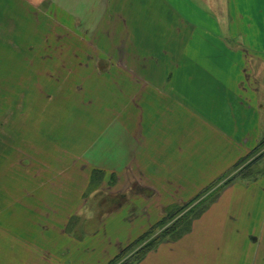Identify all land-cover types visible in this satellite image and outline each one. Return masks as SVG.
Here are the masks:
<instances>
[{
  "label": "rangeland",
  "instance_id": "obj_1",
  "mask_svg": "<svg viewBox=\"0 0 264 264\" xmlns=\"http://www.w3.org/2000/svg\"><path fill=\"white\" fill-rule=\"evenodd\" d=\"M174 1L183 6L185 21L198 27L197 38L231 39L229 46L240 56L219 58L218 66L231 67L232 76L237 73L243 84L255 83L257 95L264 97V68L255 74L256 66L264 65V55L244 49L247 57L242 59L240 51L248 39L264 36L263 19L252 26L247 0ZM22 2L0 0V252L9 244L3 261L127 263L146 244L153 243L155 250L165 238L173 242L184 236L212 204L227 212L249 210L246 194H264L261 188L243 192L239 185L230 187L245 179L264 183L263 121L251 126L248 142L225 138L214 132L212 123L204 124L208 113L201 108V125L193 129L185 123L190 136L184 145L176 144L178 127L168 124L174 137L168 140V152L183 149L185 167L191 169L177 170L176 165L164 175L149 171L145 158L152 156L144 153L162 151L160 139L151 138L161 131L156 120L165 109L150 97V77L139 69L155 66L149 51L138 55L131 38L79 33L61 12L60 18L53 16L48 0L44 5L50 11L36 8L38 0ZM252 56L259 60L248 59ZM171 114L175 118L177 110ZM123 134L130 142L128 161ZM138 140L143 146L131 151ZM140 151L142 156L136 153ZM114 159L120 163L118 170L112 169ZM225 193L233 198L223 201ZM221 219L224 225L230 221ZM221 232L212 223L209 230L200 226L195 250L176 245L177 253L193 256L191 264H207L212 248L220 246L216 264L243 263L237 252L234 260H225L224 247L229 258L230 244ZM177 253L161 250L149 264H177ZM146 255L135 264H144Z\"/></svg>",
  "mask_w": 264,
  "mask_h": 264
},
{
  "label": "crops",
  "instance_id": "obj_2",
  "mask_svg": "<svg viewBox=\"0 0 264 264\" xmlns=\"http://www.w3.org/2000/svg\"><path fill=\"white\" fill-rule=\"evenodd\" d=\"M23 1L22 3L25 4L31 0ZM46 1L38 0L35 7L50 11V8L44 5ZM48 1L50 2L48 4L49 7L55 11L53 12L52 10L53 16L60 18L57 12H61L64 14L65 20L67 19L71 23V25H68L71 27L75 26V28L77 26L80 30L79 33H84L88 37L91 36L90 38H98L100 36L105 38H131V42L135 44L134 49L141 52L138 55H146V52L149 51V57L152 59L151 63L155 66H149V68L139 67V69L143 68L146 70V72L142 73L150 77L151 82L148 83V86L153 89L150 90V97L153 101H156V98L159 99L161 102L159 105L165 108L161 113V118L156 120L160 124L159 129L161 131L155 132L151 138L152 142L160 139L162 151H155L153 154L144 153V156H152L145 158V168L149 171L159 170L161 175H164L173 170L176 165L178 166H176L177 170L185 171L191 169L188 166L185 167L187 160H185V154L182 156L183 149L177 148L172 153L168 152V140L172 141L174 138L169 135L171 132L168 124L178 127L175 132L176 144L184 145L186 138L190 136L185 134V123H187V126L192 123L193 129L196 128L197 123L201 125V108H207L204 112L208 113L204 124L209 125V123H212L211 127L215 129L214 132L219 131L225 138L239 137L248 142L250 138L248 133L251 132V126L253 127L254 123L259 126V123L264 122V112H262L264 97L257 95L259 89H257L255 83L243 84L236 73V69L234 70L236 75L232 76L231 67L218 66L219 58L228 60L240 56L239 52L234 50V45L232 47L229 46L232 45L231 39L197 38L198 27L194 23L185 21V16L180 13L183 10V6L178 2L174 0ZM3 3L5 4V2ZM247 5L250 10L252 26L256 23L259 25L261 19L264 21V0H247ZM42 6L45 8H42ZM1 9L8 10L7 7H2ZM168 12L172 14L168 15ZM174 13L179 16H175ZM110 21L112 22L111 25ZM198 33L201 37V32L199 31ZM0 35L4 37V35ZM186 38L187 41H185ZM262 38L264 36L248 39V46H243L245 48L240 49L243 52L242 59L247 57L244 53L246 49L250 50L251 53H256L258 56L259 54L264 55ZM149 57L139 56L140 59H150ZM257 58L248 57V59L258 61L259 58ZM199 59L204 66H200L197 61ZM169 60H172L171 64ZM240 66L244 65L241 63ZM263 68V64L256 66V77H258L257 74L261 73ZM240 70H242L241 67ZM259 79L262 78L259 77ZM196 108L197 110H195ZM174 110H177L178 113L175 118L171 114ZM191 110L192 115L190 116ZM143 137L145 138L144 132ZM114 139H119V137L114 136ZM120 139H123L124 145L127 146L128 161L130 159V142H125L124 134ZM142 146L143 144L139 145L138 140V142L134 143L136 150L131 149V151H137ZM136 153L137 155H143L141 151ZM169 155H171V158ZM125 161L123 160V164ZM110 163H113L112 169L117 168L116 170H118L120 168V163L117 159L112 160ZM140 166L141 164H138V167ZM131 169L133 167L130 166ZM169 176L172 177V174ZM179 176V174L176 175L177 181L180 179L178 178ZM161 178L165 179L164 176H161ZM145 183L148 184L147 180ZM260 183L245 179L234 182L235 185L231 184L230 187L235 188L236 185H239L241 189L245 188L243 192L248 190L250 192L252 187L263 190L264 183ZM246 195L247 197L249 196L248 202L252 204L249 210L227 212L226 210H216V203L212 204L210 208L208 207L195 218L192 230L173 242L165 238L157 249L151 250L146 255L144 264L154 261L161 250L177 253L176 245L195 250V245L198 243V240H196L197 229L203 226L209 230L211 223L213 224V230L217 226L222 229L220 234H225V244H227V241L230 244L229 258H227L226 253L227 247H224L225 260H234L233 253L237 252L243 256L241 259L243 263L241 264H264V194L256 195L250 193ZM229 196L233 198V194L225 193V195H221L222 199L224 198L223 201ZM232 198L229 199L233 202ZM223 214L224 216H222ZM221 217L224 219L228 218L230 221L224 225L220 221L222 220ZM6 229L8 230V227H5L4 233L8 234V232H5ZM0 231L3 233L2 228ZM193 234L194 238H191ZM204 234H209V231ZM234 239H237L238 245H234ZM3 249H5L7 257L9 244L6 248H2L0 252V264H8L7 258L3 261ZM222 249L220 246L213 247L211 259L208 260L207 264H216V253ZM176 261L177 264H191L195 262V259L193 256L188 258L185 256L181 257L177 253Z\"/></svg>",
  "mask_w": 264,
  "mask_h": 264
},
{
  "label": "trees",
  "instance_id": "obj_3",
  "mask_svg": "<svg viewBox=\"0 0 264 264\" xmlns=\"http://www.w3.org/2000/svg\"><path fill=\"white\" fill-rule=\"evenodd\" d=\"M134 245V243L132 244V245H129V248L131 247V246H133ZM147 245V244H146ZM143 246V247H141L140 248V250H138L137 252H136V256L134 257L135 259H133L132 260V258L133 257H130L128 260V262L126 263V262H122V263H120V264H135L136 262H138L139 260H141L142 259V257L144 256V255H146L148 252H150L151 251V247H153L154 245H153V243H149L147 246ZM128 248V249H129ZM122 254V253H121ZM120 254V255H121ZM132 260V261H131ZM131 261V262H130Z\"/></svg>",
  "mask_w": 264,
  "mask_h": 264
}]
</instances>
